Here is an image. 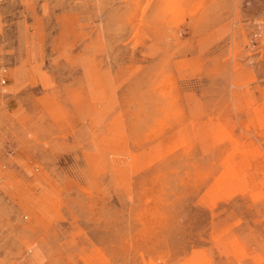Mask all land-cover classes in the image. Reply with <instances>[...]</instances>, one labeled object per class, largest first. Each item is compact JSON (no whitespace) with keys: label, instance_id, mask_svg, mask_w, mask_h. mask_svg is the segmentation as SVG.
<instances>
[{"label":"rangeland","instance_id":"1","mask_svg":"<svg viewBox=\"0 0 264 264\" xmlns=\"http://www.w3.org/2000/svg\"><path fill=\"white\" fill-rule=\"evenodd\" d=\"M0 264H264V0H0Z\"/></svg>","mask_w":264,"mask_h":264},{"label":"built area","instance_id":"2","mask_svg":"<svg viewBox=\"0 0 264 264\" xmlns=\"http://www.w3.org/2000/svg\"><path fill=\"white\" fill-rule=\"evenodd\" d=\"M0 82L2 84H6V82H7V76L5 74L0 78Z\"/></svg>","mask_w":264,"mask_h":264}]
</instances>
